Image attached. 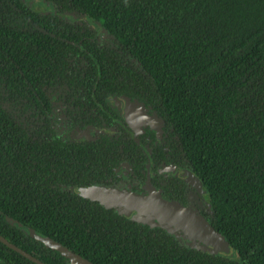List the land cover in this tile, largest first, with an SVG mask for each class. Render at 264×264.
<instances>
[{"label": "trees", "instance_id": "1", "mask_svg": "<svg viewBox=\"0 0 264 264\" xmlns=\"http://www.w3.org/2000/svg\"><path fill=\"white\" fill-rule=\"evenodd\" d=\"M44 1L55 10L0 0V235L47 264L70 262L9 218L93 264H264V0ZM67 13L99 24L112 47L90 42L93 30ZM77 55L86 60L70 61ZM57 79L82 92L81 108L93 83L101 104L120 94L149 104L168 152L206 190L203 217L237 258L79 194L107 184L125 159L138 174L148 158L132 139L64 141L50 132L45 88ZM156 153L164 157L154 148V168ZM174 179L162 197L184 202ZM0 264L36 263L0 242Z\"/></svg>", "mask_w": 264, "mask_h": 264}, {"label": "flooded vegetation", "instance_id": "2", "mask_svg": "<svg viewBox=\"0 0 264 264\" xmlns=\"http://www.w3.org/2000/svg\"><path fill=\"white\" fill-rule=\"evenodd\" d=\"M41 1L44 0H33V2L24 0L28 7L36 11L44 10V7L39 6ZM44 3L47 6H51V12L55 10L50 3L45 1ZM70 14L72 16H66L67 19L80 25H83V21H85L87 28L93 30L92 35H86L90 42H94L98 47L111 46L108 44H110L112 36L101 28L99 24L92 19L82 16L79 19L78 16ZM78 59L85 61L86 57L77 55V57L71 58L70 61L72 60L73 63H76ZM82 62H80L81 66H83ZM57 81H52L53 84L47 85L45 88L46 99L43 107L46 120H43V122L50 132L53 131L59 134L64 141L66 139L69 141L89 140L99 138L102 134L106 135L109 142H113L114 139H119L120 137L124 141L132 139L138 145L142 154L148 158L146 160L147 163H144L139 169L140 174L134 173L128 160L125 159L115 169V174L111 175L107 184H96L95 186L127 191L138 195L150 193L151 190L149 188H151L162 197L164 187H170L167 183L172 182V192L174 191L176 184L174 178L176 177L181 180L179 189L183 195L184 202L162 198L167 201H175L181 206L188 207L201 215L202 212L208 211V196L207 193L206 195L202 193L205 188L193 171L186 165L181 164L180 157L176 156L173 149L172 153L168 152V134L163 130V120L149 104H144L137 97L125 94L109 95L105 100L106 104H101L99 97L93 94L95 86V83H93L89 88L92 102L81 108L85 97L82 92L80 90L72 92L73 86L70 88L65 83H62L61 80L57 79ZM122 112L127 114V119L121 115ZM84 116H87L86 120ZM173 138H169V141H172ZM123 147L122 143L117 145L118 151L121 153L125 151L126 149ZM159 147L162 148L164 157H161L159 153L155 154L154 158L159 160V164L154 168L155 161L151 157V152H153L154 148L158 149ZM175 167L178 170H183L181 177L170 172ZM187 170L192 171V174L186 173ZM141 175H145L142 180ZM151 222L152 224L149 225L158 224L155 219ZM173 232L172 235L179 241L188 243V239L183 237L180 230L175 229Z\"/></svg>", "mask_w": 264, "mask_h": 264}, {"label": "water", "instance_id": "3", "mask_svg": "<svg viewBox=\"0 0 264 264\" xmlns=\"http://www.w3.org/2000/svg\"><path fill=\"white\" fill-rule=\"evenodd\" d=\"M39 6L44 7V10L42 11H52L51 6L45 5L44 1H41ZM71 16L72 15L68 13L67 17ZM121 115L127 119L126 113L122 112ZM182 171L183 170H178L176 167L174 170H170L171 173L173 172L180 177L182 176ZM191 172L187 170L186 173L191 175ZM149 189L151 192L145 195H138L127 191H119L112 188L97 186L93 188L81 187L77 192L82 196L97 200L107 207H113L116 205L123 207V209L126 210L122 213L128 218L135 219L139 222L140 220H148L149 223H152L151 221L155 219L160 226L162 225L168 230L170 228H172V231L175 229L180 230L185 238L188 239V244L190 246L210 253L219 254L229 259L237 258V253L234 251L230 243H228L201 214L196 213L188 207H183L175 201L164 200L158 192L151 188ZM8 220L17 224L23 232L42 242L46 247L58 251L62 256H65L69 260L70 264H93L88 259L74 254L66 246L35 229L22 225L14 219L9 218ZM0 242L36 264H47L14 245L2 235H0Z\"/></svg>", "mask_w": 264, "mask_h": 264}, {"label": "rangeland", "instance_id": "4", "mask_svg": "<svg viewBox=\"0 0 264 264\" xmlns=\"http://www.w3.org/2000/svg\"><path fill=\"white\" fill-rule=\"evenodd\" d=\"M31 2H33V0H30ZM36 1H38V0H36ZM89 187H91V188H93V187H96L95 185H90V186H88V188ZM98 187V186H97ZM81 188V187H80ZM105 188V187H104ZM79 189V188H78ZM202 193L203 194H205L206 195V191L204 190V191H202ZM113 208H115L118 212H120V213H122V212H125V210L126 209H123V208H121L120 206H118V205H116V206H113ZM123 214V213H122ZM143 217V216H142ZM140 222H142V223H147V224H152V223H149V221L148 220H146V221H141L140 220ZM157 225H159V224H157ZM162 226V225H161ZM164 226H162V228H163ZM165 228V230L168 232V233H170V234H172V233H174L173 231H172V228H170L169 230L166 228V227H164ZM183 235V234H182ZM183 237H185L184 235H183ZM189 243V242H188Z\"/></svg>", "mask_w": 264, "mask_h": 264}]
</instances>
